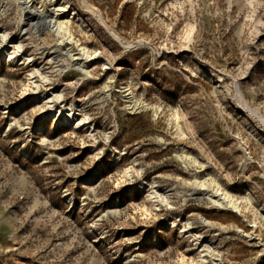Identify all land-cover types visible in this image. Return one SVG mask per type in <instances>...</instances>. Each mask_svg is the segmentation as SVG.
Returning a JSON list of instances; mask_svg holds the SVG:
<instances>
[{"label":"rangeland","instance_id":"1","mask_svg":"<svg viewBox=\"0 0 264 264\" xmlns=\"http://www.w3.org/2000/svg\"><path fill=\"white\" fill-rule=\"evenodd\" d=\"M0 43V264H264V0H0Z\"/></svg>","mask_w":264,"mask_h":264},{"label":"bare ground","instance_id":"2","mask_svg":"<svg viewBox=\"0 0 264 264\" xmlns=\"http://www.w3.org/2000/svg\"><path fill=\"white\" fill-rule=\"evenodd\" d=\"M27 1V0H26ZM28 4V3H27ZM21 5H22V3H21ZM22 8V7H21ZM35 8V7H34ZM59 8V7H58ZM41 11V10H40ZM44 11V10H43ZM52 11V10H51ZM58 11H61V9H58V10H56V12H58ZM61 12H63V11H61ZM50 13V12H49ZM53 13V12H52ZM60 13V12H59ZM51 15V14H50ZM29 16V15H28ZM56 16V15H55ZM62 16V15H61ZM54 17V16H53ZM63 17V16H62ZM32 19V18H31ZM61 19V17L60 18H56L55 19V24H56V26L58 27V29H60V30H63V29H67L68 30V28H66V26H67V24H69V21H62V20H60ZM45 20V19H44ZM45 24V23H44ZM67 27H69V26H67ZM66 30V31H67ZM69 31V30H68ZM67 31V32H68ZM56 32V31H55ZM64 32V31H63ZM62 34V33H61ZM69 34H71V33H69ZM66 35V34H65ZM67 36V35H66ZM65 36V37H66ZM68 38V37H67ZM2 42H4V41H2ZM3 44V43H2ZM2 44L0 43V54L1 55H3V56H5L7 59H9V60H12L13 59V56L8 52V50L5 48V47H2ZM129 45V44H128ZM81 49V48H80ZM87 49V48H86ZM86 49L85 48H83L82 49V51H83V54L82 55H80V57L79 58H76L75 59V61L77 62L75 65L76 66H78V68H80V69H82V71H84V72H87L86 71V67H85V64L84 63H82V57L83 56H86V58H88V56H90V55H88V53H89V51H86ZM70 55V54H69ZM79 55V54H78ZM71 56V55H70ZM73 56V55H72ZM76 57V56H75ZM89 74V73H88ZM219 77V76H218ZM222 80V79H221ZM219 78H218V81H221ZM131 93V92H130ZM129 97V96H128ZM139 102V101H138ZM136 103V102H135ZM137 105V104H136ZM134 108V107H133ZM133 108H130V109H133ZM133 111V110H132ZM57 113L58 112H56L55 113V116H57ZM66 119V121L67 122H70L71 120L70 119H68L67 117L65 118ZM76 121L77 120H73V123H76ZM196 184L197 185H199V186H201V187H208L209 185L207 184V182H205V180L204 181H202V180H199V179H197L196 180ZM220 189H218L217 188V190L215 191V193L217 194L218 192H220L219 191ZM211 192V191H210ZM221 193H222V191H221ZM210 195V194H209ZM224 195V197H223V199H221V198H219V197H221V196H223ZM209 197V196H208ZM210 198V200L214 203V205H216V204H218V205H221V206H235V204H234V202H233V199H232V197L230 196V194H228V193H225V194H219L218 196H215V195H212V196H210L209 197ZM236 202V201H235ZM237 208V207H236ZM225 209V208H224Z\"/></svg>","mask_w":264,"mask_h":264}]
</instances>
